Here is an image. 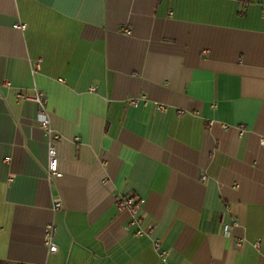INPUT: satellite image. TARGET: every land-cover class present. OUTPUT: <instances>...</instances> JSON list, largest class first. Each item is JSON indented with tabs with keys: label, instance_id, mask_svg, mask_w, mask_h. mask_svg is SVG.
I'll return each instance as SVG.
<instances>
[{
	"label": "crops",
	"instance_id": "obj_1",
	"mask_svg": "<svg viewBox=\"0 0 264 264\" xmlns=\"http://www.w3.org/2000/svg\"><path fill=\"white\" fill-rule=\"evenodd\" d=\"M261 137L264 0H0V263L264 264Z\"/></svg>",
	"mask_w": 264,
	"mask_h": 264
},
{
	"label": "built area",
	"instance_id": "obj_2",
	"mask_svg": "<svg viewBox=\"0 0 264 264\" xmlns=\"http://www.w3.org/2000/svg\"><path fill=\"white\" fill-rule=\"evenodd\" d=\"M15 28L23 29L25 27L24 24H15ZM123 33L130 34V30L127 27L122 28ZM16 98L20 100H30L37 104L38 106V117L40 122L41 130L43 131L44 135L47 137V147H46V154H47V163L45 166V174L49 180H53L62 176V172L59 169L58 158L56 154V149L54 146L53 141L59 139V135L55 133L52 129L49 119L47 116V107H46V100L42 93L35 91L32 94H25L23 92H18L16 94ZM261 145H264V137L260 139ZM116 204L121 208L128 209L129 213L132 215L133 220L136 218V212L138 207V202L134 200L133 197L127 195H119L116 197ZM62 201L59 197H55L53 199V209L57 210L61 208ZM139 218L136 219L134 222H139ZM55 227L52 224H48L44 230V243L48 246L49 252H56L57 245L54 243V235H55ZM224 231L229 230V225L223 226ZM141 231H137L140 234ZM155 249L158 251L159 257L163 258L164 253L159 250L160 247L158 243L154 244Z\"/></svg>",
	"mask_w": 264,
	"mask_h": 264
},
{
	"label": "trees",
	"instance_id": "obj_3",
	"mask_svg": "<svg viewBox=\"0 0 264 264\" xmlns=\"http://www.w3.org/2000/svg\"><path fill=\"white\" fill-rule=\"evenodd\" d=\"M0 264H12V263H8V262H6V263H0Z\"/></svg>",
	"mask_w": 264,
	"mask_h": 264
}]
</instances>
